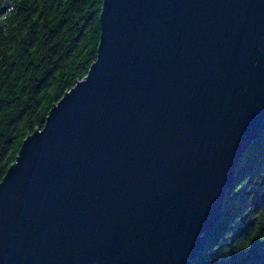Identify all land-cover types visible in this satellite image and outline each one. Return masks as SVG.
I'll use <instances>...</instances> for the list:
<instances>
[{
  "label": "water",
  "instance_id": "obj_1",
  "mask_svg": "<svg viewBox=\"0 0 264 264\" xmlns=\"http://www.w3.org/2000/svg\"><path fill=\"white\" fill-rule=\"evenodd\" d=\"M263 132L264 0H102L0 181V264H192Z\"/></svg>",
  "mask_w": 264,
  "mask_h": 264
},
{
  "label": "trees",
  "instance_id": "obj_2",
  "mask_svg": "<svg viewBox=\"0 0 264 264\" xmlns=\"http://www.w3.org/2000/svg\"><path fill=\"white\" fill-rule=\"evenodd\" d=\"M102 0H0V181L22 141L95 60ZM192 264H264V132L240 157Z\"/></svg>",
  "mask_w": 264,
  "mask_h": 264
},
{
  "label": "rangeland",
  "instance_id": "obj_3",
  "mask_svg": "<svg viewBox=\"0 0 264 264\" xmlns=\"http://www.w3.org/2000/svg\"><path fill=\"white\" fill-rule=\"evenodd\" d=\"M256 141H257V140H256ZM256 141H255V142H256ZM253 143H254V142H253ZM253 143H252V144H253Z\"/></svg>",
  "mask_w": 264,
  "mask_h": 264
},
{
  "label": "bare ground",
  "instance_id": "obj_4",
  "mask_svg": "<svg viewBox=\"0 0 264 264\" xmlns=\"http://www.w3.org/2000/svg\"><path fill=\"white\" fill-rule=\"evenodd\" d=\"M203 249V248H202Z\"/></svg>",
  "mask_w": 264,
  "mask_h": 264
}]
</instances>
